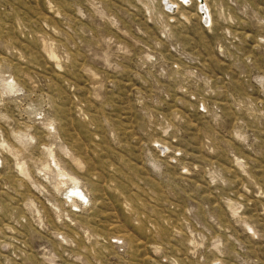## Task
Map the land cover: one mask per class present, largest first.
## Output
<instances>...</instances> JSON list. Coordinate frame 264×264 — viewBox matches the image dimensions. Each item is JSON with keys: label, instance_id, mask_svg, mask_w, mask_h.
<instances>
[{"label": "rangeland", "instance_id": "obj_1", "mask_svg": "<svg viewBox=\"0 0 264 264\" xmlns=\"http://www.w3.org/2000/svg\"><path fill=\"white\" fill-rule=\"evenodd\" d=\"M0 264H264V0H0Z\"/></svg>", "mask_w": 264, "mask_h": 264}, {"label": "bare ground", "instance_id": "obj_2", "mask_svg": "<svg viewBox=\"0 0 264 264\" xmlns=\"http://www.w3.org/2000/svg\"><path fill=\"white\" fill-rule=\"evenodd\" d=\"M200 2H201V0H200ZM164 3H165V5H168L165 1H164ZM201 13H202V15H203V18H205V21H207L206 19H207V17H206V10H205V8L203 7V6H201ZM74 191V190H73ZM79 193V192H78ZM81 195V194H80ZM82 196V198H84V196L83 195H81Z\"/></svg>", "mask_w": 264, "mask_h": 264}]
</instances>
